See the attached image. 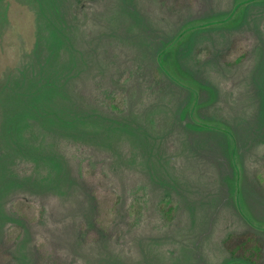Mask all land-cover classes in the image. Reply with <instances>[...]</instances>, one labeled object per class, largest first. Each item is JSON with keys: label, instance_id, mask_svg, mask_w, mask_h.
Instances as JSON below:
<instances>
[{"label": "rangeland", "instance_id": "rangeland-1", "mask_svg": "<svg viewBox=\"0 0 264 264\" xmlns=\"http://www.w3.org/2000/svg\"><path fill=\"white\" fill-rule=\"evenodd\" d=\"M247 232L264 264V0H0V264H251Z\"/></svg>", "mask_w": 264, "mask_h": 264}, {"label": "trees", "instance_id": "trees-1", "mask_svg": "<svg viewBox=\"0 0 264 264\" xmlns=\"http://www.w3.org/2000/svg\"><path fill=\"white\" fill-rule=\"evenodd\" d=\"M168 207L173 211V205L159 204V210L164 213V208ZM173 216L170 217V221ZM224 248L236 258L243 259L251 264H258L262 257V242L256 234L247 232L243 234H230L223 240Z\"/></svg>", "mask_w": 264, "mask_h": 264}]
</instances>
